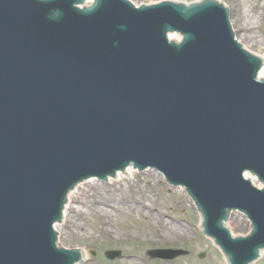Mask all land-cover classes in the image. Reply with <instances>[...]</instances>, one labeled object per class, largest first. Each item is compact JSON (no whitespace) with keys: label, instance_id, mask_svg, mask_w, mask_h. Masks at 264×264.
Segmentation results:
<instances>
[{"label":"water","instance_id":"1","mask_svg":"<svg viewBox=\"0 0 264 264\" xmlns=\"http://www.w3.org/2000/svg\"><path fill=\"white\" fill-rule=\"evenodd\" d=\"M82 1L0 0V264H73L53 229L66 193L130 163L183 185L232 264L254 260L264 189L242 173L264 183L260 59L234 40L220 2ZM231 210L251 221L246 237L223 227ZM226 226L250 230L238 212Z\"/></svg>","mask_w":264,"mask_h":264},{"label":"rangeland","instance_id":"2","mask_svg":"<svg viewBox=\"0 0 264 264\" xmlns=\"http://www.w3.org/2000/svg\"><path fill=\"white\" fill-rule=\"evenodd\" d=\"M130 1L135 5H147L163 0ZM169 1L191 3L200 0ZM222 1L229 3V0ZM255 1L264 3V0ZM251 21L255 25L256 34L262 35L264 32V15L251 19ZM256 25L259 26L256 28ZM248 48L251 52L264 53V45L249 44ZM100 183L102 186L97 188L98 190L81 187L79 199L73 203V206L80 208L85 214L83 218H75L82 225L81 228L75 227L74 224L75 226L62 231L59 229L63 223L62 220L57 223L60 246L69 249L78 247L86 250V257L78 264H122L129 254H135L140 259L141 264H228L227 259L213 240L203 234L201 215L184 188L169 185L156 170L137 171L133 177H126L114 184L103 181ZM87 194L92 199L95 197V200H90L92 206L102 204L98 200L106 197L107 202L104 205L112 212L113 219L100 225L95 216L88 213L86 208L82 206L83 202L88 200L85 198ZM141 206L146 209L149 208L151 211L142 210ZM152 210L168 212L169 218H173V223H180L184 229L187 228L186 236L176 242L157 243L155 227L166 218L157 219ZM147 213L149 216L144 215ZM103 227L107 228L109 234L103 232ZM142 229L145 230L144 236L146 238L140 235ZM153 248L181 249L186 251L187 255H182L173 260L150 259L145 252ZM109 249L121 250L122 257L114 260L106 259L103 252ZM201 253H204L203 258H199ZM260 257L259 260L251 264H264V253Z\"/></svg>","mask_w":264,"mask_h":264},{"label":"bare ground","instance_id":"3","mask_svg":"<svg viewBox=\"0 0 264 264\" xmlns=\"http://www.w3.org/2000/svg\"><path fill=\"white\" fill-rule=\"evenodd\" d=\"M215 2H220L224 7H228L230 10V25L232 28V31L234 33V36L240 42V44L243 46L244 49L255 55L261 60V68L258 72L257 78L260 80H264V53H256L251 52L249 50V44H258V45H264V32L262 35H257L254 31L255 25L252 24L251 19L258 18L259 16L264 15V3H258L255 0H229V3L223 2L222 0H214ZM93 0H83L81 7L84 8H90L93 5ZM259 25H256V28ZM150 171V170H148ZM136 172V169H134L132 166L127 167L123 172H118L114 177L107 178L108 182L116 183L120 180H123L126 177L134 176ZM102 184L100 181L96 180L95 178H89L82 183L76 185L66 196L64 208L62 211L61 219L62 224L59 229L64 231L68 227L75 226L77 228H81L82 225L77 222V219L75 218H83L85 215L83 211L80 208H77L73 206V203L79 199V194L81 193L80 189L81 187H86L89 190L100 188ZM98 190V189H97ZM85 198H87V201L83 202V207L86 208L87 212L90 214H93L96 218V221L100 223V225H103L107 220L110 221L113 219L112 212L106 208L104 205L105 202H107V198H101L98 201L102 204H97L96 206H92L90 203V200H95V197L93 199L90 195H86ZM82 203V201H81ZM136 204V203H135ZM105 207V208H104ZM143 208L142 210L145 211H151L149 208ZM155 213V217L157 219L166 218L163 221H160L155 229L157 231V234L155 235L156 241L159 244H165V243H171L176 242L178 239L183 238L186 236V229L180 223H173L172 219L169 218L168 212L163 210H152ZM145 216H149V213L144 214ZM74 218V219H73ZM75 221H73V220ZM75 224V225H74ZM55 230L58 233V225H54ZM103 232L105 234H109V231L107 228L103 227ZM140 235H142L144 238H146L145 230L140 231ZM74 251L77 253H80V256L82 258L86 257V250L84 249H77L74 248ZM259 255L264 253V247H261L258 249ZM87 264V263H86ZM122 264H141L140 259L136 257L135 254H129L127 258L122 262Z\"/></svg>","mask_w":264,"mask_h":264}]
</instances>
